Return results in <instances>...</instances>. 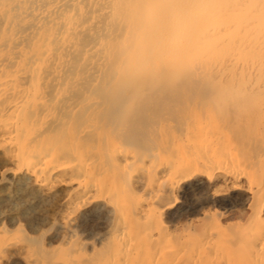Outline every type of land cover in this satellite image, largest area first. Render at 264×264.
Listing matches in <instances>:
<instances>
[{
	"label": "bare ground",
	"instance_id": "obj_1",
	"mask_svg": "<svg viewBox=\"0 0 264 264\" xmlns=\"http://www.w3.org/2000/svg\"><path fill=\"white\" fill-rule=\"evenodd\" d=\"M249 6L0 0V264H264Z\"/></svg>",
	"mask_w": 264,
	"mask_h": 264
},
{
	"label": "rangeland",
	"instance_id": "obj_2",
	"mask_svg": "<svg viewBox=\"0 0 264 264\" xmlns=\"http://www.w3.org/2000/svg\"><path fill=\"white\" fill-rule=\"evenodd\" d=\"M247 2H248V0H247ZM260 2V3H259ZM249 3H250V6L248 7V8H246V12L244 11V10H242V11H240L239 13H237V15L235 16V17H237L238 15H239V18L241 17V19H244V21L242 22V24L241 25H243V23L244 22H247V20H246V18H247V15L248 14H251V16L253 17L254 15L255 16H257V17H253L254 18V20H252L253 18L251 17V22L253 23H250L251 24V26H250V29H252L253 30V32H254V36L256 37V41L258 40L259 41V37H260V39H262V41L264 40V0H249ZM252 5V6H251ZM258 8V9H257ZM263 8V9H262ZM253 11H252V10ZM257 9V10H256ZM261 10V12H259ZM252 12V13H251ZM254 13V14H253ZM261 13H263V14H261ZM263 15V16H262ZM258 16H260V17H258ZM255 21V22H254ZM245 24V23H244ZM256 27V28H255ZM263 28V29H262ZM262 32H263V34H262ZM254 37V38H255ZM257 41V42H258ZM263 45H264V43H263ZM4 164V161H2V160H0V167H2V165ZM12 189V190H11ZM15 189L16 188H12V187H7V188H5L4 190H3V192H1L0 194H1V196H11L14 192H16L15 191ZM14 190V191H13ZM61 192L64 190V188H61V189H59ZM4 192H5V194H4ZM0 211H2V212H0V227H2V226H5V227H9L8 226V222L5 220V218H3V212L4 211H6V209H1L0 208ZM1 217H2V219H1ZM4 222V223H3ZM5 224H7V225H5ZM27 236H29V237H34L31 233H28V235Z\"/></svg>",
	"mask_w": 264,
	"mask_h": 264
}]
</instances>
